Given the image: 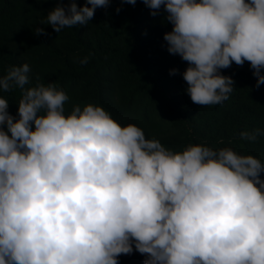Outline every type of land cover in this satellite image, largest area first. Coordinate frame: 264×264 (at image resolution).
<instances>
[{
    "label": "clouds",
    "instance_id": "clouds-1",
    "mask_svg": "<svg viewBox=\"0 0 264 264\" xmlns=\"http://www.w3.org/2000/svg\"><path fill=\"white\" fill-rule=\"evenodd\" d=\"M108 4L71 0L41 24L57 33L87 25ZM143 4L152 16L163 8L172 25L163 38L187 62L181 75L193 103L228 98L235 82L220 70L233 62H249L256 86L264 83V0ZM29 72L23 63L0 76V92L21 90L16 116L0 97V264H118L134 249L142 264H264L261 159L204 144L174 152L101 105L66 115V92L53 82L25 87ZM239 136L252 141L264 130Z\"/></svg>",
    "mask_w": 264,
    "mask_h": 264
},
{
    "label": "trees",
    "instance_id": "trees-1",
    "mask_svg": "<svg viewBox=\"0 0 264 264\" xmlns=\"http://www.w3.org/2000/svg\"><path fill=\"white\" fill-rule=\"evenodd\" d=\"M70 2L0 0V76L13 65L28 63L30 84L25 87L53 82L69 97L66 115L73 105H101L121 125L139 126L146 139H159L174 152L204 144L228 147L264 162V136L252 141L239 136L245 129L264 130V83L256 86L249 62H233L220 70L235 82L225 101L195 104L184 91L187 84L181 73L187 62L167 51L163 37L172 25L164 21L163 8L152 16L143 0H136L134 6L126 0H109L107 8H96L87 25L57 33L41 24L51 9ZM75 2L79 7L86 0ZM35 27L48 35L35 34ZM84 56L88 63L80 64ZM171 69L176 73L170 75ZM0 97L8 99V111L16 116L21 90L0 92ZM143 259L134 249L130 255H119L118 264H142Z\"/></svg>",
    "mask_w": 264,
    "mask_h": 264
},
{
    "label": "bare ground",
    "instance_id": "bare-ground-1",
    "mask_svg": "<svg viewBox=\"0 0 264 264\" xmlns=\"http://www.w3.org/2000/svg\"><path fill=\"white\" fill-rule=\"evenodd\" d=\"M5 70V69H4ZM169 149V148H168Z\"/></svg>",
    "mask_w": 264,
    "mask_h": 264
}]
</instances>
